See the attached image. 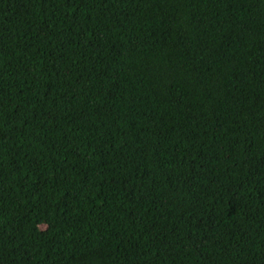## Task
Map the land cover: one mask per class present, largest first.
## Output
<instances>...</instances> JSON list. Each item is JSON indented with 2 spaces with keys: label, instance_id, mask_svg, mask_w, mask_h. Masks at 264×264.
Segmentation results:
<instances>
[{
  "label": "trees",
  "instance_id": "trees-1",
  "mask_svg": "<svg viewBox=\"0 0 264 264\" xmlns=\"http://www.w3.org/2000/svg\"><path fill=\"white\" fill-rule=\"evenodd\" d=\"M0 264H264V0H0Z\"/></svg>",
  "mask_w": 264,
  "mask_h": 264
}]
</instances>
